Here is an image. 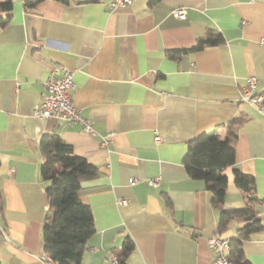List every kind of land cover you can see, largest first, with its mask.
<instances>
[{
	"label": "crops",
	"instance_id": "1",
	"mask_svg": "<svg viewBox=\"0 0 264 264\" xmlns=\"http://www.w3.org/2000/svg\"><path fill=\"white\" fill-rule=\"evenodd\" d=\"M12 1L11 18L0 27L1 264H46L44 133H57L98 171L80 183L94 232L79 264H119L113 257L129 242L128 264H211L208 239L229 240L243 223L218 229L212 191L188 176L183 158L198 135L225 139L232 120L240 123L234 163L223 170V209L255 197L263 228L241 248L250 264H264V110L239 99L248 76L257 78L256 92L264 91V0H134L114 9L110 0H44L29 11L23 0ZM178 7L185 17L172 15ZM208 28L225 42L167 55L192 47ZM53 66L72 70V102L91 132L33 115ZM234 169L251 176L250 192L233 182ZM150 177L161 181L151 186Z\"/></svg>",
	"mask_w": 264,
	"mask_h": 264
},
{
	"label": "trees",
	"instance_id": "2",
	"mask_svg": "<svg viewBox=\"0 0 264 264\" xmlns=\"http://www.w3.org/2000/svg\"><path fill=\"white\" fill-rule=\"evenodd\" d=\"M44 0H23V9L32 10ZM68 4L69 0H55ZM158 0H151L156 2ZM12 0H0V27H4L11 18ZM225 39L219 31L208 28L205 34L196 39L190 48H174L167 51L169 57H175L191 50L207 46L222 45ZM239 120H232L227 125L225 139L218 133H204L191 139L187 144V152L183 165L188 176L201 179L212 191V204L219 209L218 229H226L230 221L243 223L237 229L236 236L229 238V260L233 264H250L244 257L241 245L263 228L254 210L253 195H249V203L242 207L223 209L227 177L223 170L234 163L233 142L237 136ZM39 150L42 156L40 175L47 182L45 194L47 211L42 227L44 251L50 256L53 264H79L88 238L94 232L93 217L90 207L84 204L79 195L80 183L83 179L97 175L96 165L85 158L74 154L72 147L64 142L57 133H44L39 139ZM233 182L243 190L251 191V176L233 170ZM133 249L132 242L124 244L117 253L119 264H128V254ZM1 264V262H0Z\"/></svg>",
	"mask_w": 264,
	"mask_h": 264
},
{
	"label": "built area",
	"instance_id": "3",
	"mask_svg": "<svg viewBox=\"0 0 264 264\" xmlns=\"http://www.w3.org/2000/svg\"><path fill=\"white\" fill-rule=\"evenodd\" d=\"M133 1L134 0H110L108 2V7L110 9L124 7L131 4ZM172 15L183 18L185 17V9H183V7L175 8L172 10ZM256 82L257 78L255 76H248L245 85L240 91L239 99L249 106L256 107L262 112L264 110V91H262V93L255 91ZM44 88L45 94L41 97V100L35 104L32 110L35 117L56 118L68 123L78 122L85 131H92L90 121L80 114L72 102V92L75 88L72 70L64 66H53L44 80ZM110 136V132L103 136L100 139V144L103 146L107 145L111 140ZM158 138V136L154 137L155 140H158ZM130 181L135 183L138 180L133 178ZM160 181V177H150L147 183L151 186H156ZM120 203L124 204L126 200H121ZM0 236L5 238L2 226H0ZM208 244L215 253L211 264H233L228 258L230 251L228 239L213 236L208 239ZM113 258L115 259L116 255ZM44 260L46 264H53L48 256H45Z\"/></svg>",
	"mask_w": 264,
	"mask_h": 264
}]
</instances>
